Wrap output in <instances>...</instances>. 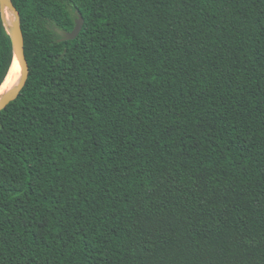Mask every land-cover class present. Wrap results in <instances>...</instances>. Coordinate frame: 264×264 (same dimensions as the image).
I'll return each mask as SVG.
<instances>
[{
    "label": "trees",
    "instance_id": "trees-1",
    "mask_svg": "<svg viewBox=\"0 0 264 264\" xmlns=\"http://www.w3.org/2000/svg\"><path fill=\"white\" fill-rule=\"evenodd\" d=\"M12 1L0 264H264V0Z\"/></svg>",
    "mask_w": 264,
    "mask_h": 264
},
{
    "label": "water",
    "instance_id": "water-1",
    "mask_svg": "<svg viewBox=\"0 0 264 264\" xmlns=\"http://www.w3.org/2000/svg\"><path fill=\"white\" fill-rule=\"evenodd\" d=\"M0 7L8 33L11 37L13 50H14V61L15 60L18 61L22 72L20 81L17 84V86L11 89L10 91H8L0 98V113H1L3 110H5L8 107V105L11 102L15 101L19 97L22 90L26 86L30 74V66L25 54L24 35L22 30V20H21L20 12L16 8L12 0H0ZM7 10H10L12 14L11 22H9L6 18ZM84 24H85V20L83 15L78 14V18L76 20V26L74 30L72 32L60 33L63 36V40L64 41L75 40L82 32Z\"/></svg>",
    "mask_w": 264,
    "mask_h": 264
},
{
    "label": "bare ground",
    "instance_id": "bare-ground-1",
    "mask_svg": "<svg viewBox=\"0 0 264 264\" xmlns=\"http://www.w3.org/2000/svg\"><path fill=\"white\" fill-rule=\"evenodd\" d=\"M6 18L9 22L12 21V14L10 10L6 11ZM21 68L18 63V61H14V64L12 66L11 72L9 73L8 77L6 78L4 84L0 88V98L6 94L8 91L13 89L14 87L17 86V84L20 81L21 78Z\"/></svg>",
    "mask_w": 264,
    "mask_h": 264
}]
</instances>
